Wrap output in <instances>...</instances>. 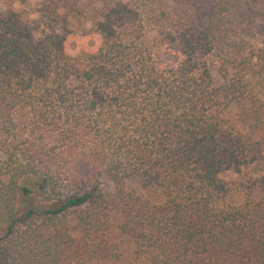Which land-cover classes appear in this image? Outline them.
I'll use <instances>...</instances> for the list:
<instances>
[{
    "label": "trees",
    "instance_id": "trees-1",
    "mask_svg": "<svg viewBox=\"0 0 264 264\" xmlns=\"http://www.w3.org/2000/svg\"><path fill=\"white\" fill-rule=\"evenodd\" d=\"M80 1L0 14V264H264V49L227 0Z\"/></svg>",
    "mask_w": 264,
    "mask_h": 264
},
{
    "label": "rangeland",
    "instance_id": "rangeland-1",
    "mask_svg": "<svg viewBox=\"0 0 264 264\" xmlns=\"http://www.w3.org/2000/svg\"><path fill=\"white\" fill-rule=\"evenodd\" d=\"M46 0H27L26 3L21 0H0V14L4 13L8 2H12L13 8L16 11L24 12L31 19L39 17V11ZM165 1V2H164ZM163 3L169 0H164ZM171 1V0H170ZM169 1V2H170ZM186 1V0H185ZM86 13L90 6L98 9L100 3L96 0H81L80 1ZM227 23L232 40L239 48H248L250 46L259 47L264 49V4L261 0H227ZM88 6V7H87ZM88 10V11H87ZM91 11V10H90ZM149 36L154 43V48L160 51L162 57L166 60L171 58L165 51L162 52L164 46H161L163 36L165 33V22L156 18V14L150 20ZM59 29H57L58 31ZM249 111V106L246 104L239 105L237 103H230L221 110L222 125L225 129L245 134L247 125L245 114ZM264 171V165L250 166L245 172V182L247 179L257 177ZM227 179L237 181L235 175L228 174ZM126 188L137 192L143 199L149 200L152 203H158L161 200L160 193L156 190L143 186L140 180H131L127 183ZM132 245L128 244L126 250L128 255L132 252Z\"/></svg>",
    "mask_w": 264,
    "mask_h": 264
}]
</instances>
